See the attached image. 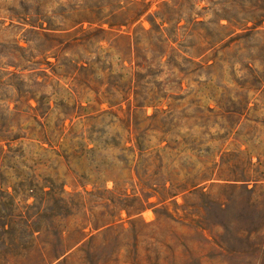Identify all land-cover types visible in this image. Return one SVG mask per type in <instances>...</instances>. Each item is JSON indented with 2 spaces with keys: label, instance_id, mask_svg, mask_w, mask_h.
<instances>
[{
  "label": "rangeland",
  "instance_id": "obj_1",
  "mask_svg": "<svg viewBox=\"0 0 264 264\" xmlns=\"http://www.w3.org/2000/svg\"><path fill=\"white\" fill-rule=\"evenodd\" d=\"M262 14L264 0H0V219L41 229L15 255L0 226L5 263L264 264ZM191 56L212 66L195 74ZM130 81L138 100H106ZM186 178L214 187L161 201L150 185Z\"/></svg>",
  "mask_w": 264,
  "mask_h": 264
},
{
  "label": "trees",
  "instance_id": "obj_2",
  "mask_svg": "<svg viewBox=\"0 0 264 264\" xmlns=\"http://www.w3.org/2000/svg\"><path fill=\"white\" fill-rule=\"evenodd\" d=\"M143 4V3H142ZM140 4V5H142ZM145 5V3L143 4ZM152 3H148L146 4V7L144 10H139L136 9V15H135V19L132 21H136L137 19H139L141 17V15L144 13V12H147L150 7H151ZM124 6H120V8H123ZM138 10V11H137ZM160 14V11H157L155 12V14H150L149 15V20L150 22L153 24V26H158L160 27L158 22H157V18ZM244 16L243 17H240V15H238V17H236L235 15V19H241L244 21V24H242V29L243 30H248V31H253L256 27H257V22L253 25V26H250L249 23L250 22H254L255 20H257L256 17H254V15H250L248 13H243ZM162 18V24L165 22L166 19H164L163 17ZM260 19L263 21L264 20V14H262L260 16ZM81 23H83V21H80ZM90 23L94 22V21H89ZM258 22H259V19H258ZM79 22H75V23H72L70 25H68V29H74L76 27V25L78 24ZM112 26V24H111ZM247 35V33L245 34ZM121 37L125 38L126 36L125 35H121ZM244 38V35H238V39H242ZM232 42V41H231ZM229 42V43H231ZM201 46V45H200ZM227 46H230L227 44ZM192 49L195 48V54H197L196 57H199L201 55H203L205 52L204 51H199V48L200 47H197L196 46L194 47V45L191 47ZM201 49V48H200ZM163 58V57H162ZM186 60L189 62V64L192 65V72L193 73H199L201 72L202 70H204L205 66H212V64L209 63V59L208 60H201V61H197L196 58L194 56H191V58H186ZM162 61V59H161ZM242 64V63H240ZM137 67H141V63H137L136 64ZM123 68H125V66H123ZM134 68V67H133ZM246 68L250 71H253L254 73H258L256 70H254L251 66H250V63L246 66ZM130 78L133 80L135 79L137 81V79H139L138 77V74L137 73H133V75L130 76ZM131 82V81H130ZM132 81L130 83V85H128V87L126 88V90L124 89H118L116 87V85H112V89L114 91H107L108 92V97H107V101L108 102H111V99L112 98H116V94H119L120 96L122 97H125V94L127 92H132L134 90V93H135V96H136V99L138 100V97L140 96V92H139V89H138V86L139 84ZM71 88V87H70ZM92 90L95 91V89L91 88ZM96 93H98L97 91H95ZM122 92V93H121ZM76 95V92L74 91V93ZM130 96V93H128V95L126 94V97L125 99H128ZM147 99V97H146ZM152 99H149V101H145V102H153V101H150ZM77 103L79 102V100H76ZM208 109H211L210 107ZM0 138L1 140H6V137L0 135ZM164 141H166V139H162L160 141L159 144H162ZM167 148H171V146L169 144H167L166 146H163L162 147V150H165ZM160 151V150H159ZM159 158H162L161 155H159ZM203 181H200L196 178H186V180H184V182H180V181H174V180H171V179H166L165 181L163 182H155V181H152L150 183L151 186L153 185H156V188H154L155 191H159L160 192V199L161 201H166L168 198H171V197H176L178 194H180L181 192H185L187 191L188 192V195H196V194H205L206 195V188L208 189H211L212 187H214V184L208 186V185H202ZM146 184V183H145ZM169 184V186H168ZM264 187V186H261V188ZM257 191V188L256 186L253 188L252 192L253 193H256ZM177 204V203H176ZM193 213H190V214H185L186 218L188 217H191ZM3 216V215H2ZM10 217L7 215L5 216V220L4 221H1L0 219V226L4 229V234H5V237H8L10 238V240H5L3 242V252L4 253H7L9 252L10 254H13V253H16L15 255H19L21 253H25L27 252V229H28V235H29V238L31 239V242L29 244V247H34V243H35V239L37 238L36 236V233H41V229H35L36 227H34L32 225V222L33 220L32 219H28L26 214L24 212H20V213H12L10 214ZM8 226V229L6 228ZM21 240H20V239ZM66 252H68V249L65 250L62 254H66ZM62 254H58L55 256V258H58L60 257V255ZM0 264H6L5 263V259H4V255L3 257L1 256V251H0Z\"/></svg>",
  "mask_w": 264,
  "mask_h": 264
}]
</instances>
